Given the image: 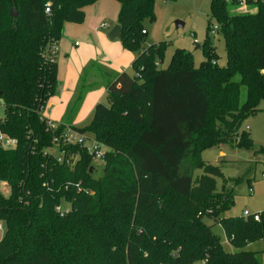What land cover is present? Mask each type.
Instances as JSON below:
<instances>
[{"label": "trees", "instance_id": "1", "mask_svg": "<svg viewBox=\"0 0 264 264\" xmlns=\"http://www.w3.org/2000/svg\"><path fill=\"white\" fill-rule=\"evenodd\" d=\"M98 1L0 0L2 129L18 141L15 150L0 147V182L9 186L8 195L0 191V264H263L264 249L248 246L264 241V211L260 221L225 217L235 194L218 189V179H227L202 154L228 145L264 156L242 131L264 101V0H249L255 12H237L238 0H211L205 60L195 68L192 54L177 49L167 69L159 66L167 42L141 52L156 0H116L120 42L139 53L137 74L114 76L109 105L97 104L91 123L75 129L107 148L99 178L87 148H67V159L77 157L73 168L47 153L56 132L44 116L58 90L47 47ZM212 20L225 41L224 66L210 40ZM86 93L82 84L68 116ZM62 202L70 205L64 217L56 210Z\"/></svg>", "mask_w": 264, "mask_h": 264}, {"label": "rangeland", "instance_id": "2", "mask_svg": "<svg viewBox=\"0 0 264 264\" xmlns=\"http://www.w3.org/2000/svg\"><path fill=\"white\" fill-rule=\"evenodd\" d=\"M236 9V8H235ZM234 10V9H232ZM257 10L256 5H251L250 12ZM120 12V4L116 0H100L95 5L88 7L86 19L82 25L93 23V20L99 24L110 25L112 30L118 22ZM237 12H244L237 9ZM156 20L153 23L147 21L145 28L148 31L146 40L142 43L141 52L149 46L160 42H167L164 60L160 62V68L167 69L173 54L177 49H184L192 54L193 65L199 68L205 60L203 50L197 49L202 46L207 39V28L209 20L212 19L211 0H156L155 3ZM183 23L182 27H178L177 23ZM213 27L217 26L213 21ZM64 33V32H63ZM210 40L216 47L219 56L218 63L224 66L227 62L225 41L218 32L210 31ZM77 40H75L76 42ZM81 42V41H79ZM133 59H136L137 52H131ZM130 63L126 72L134 76L137 74ZM245 96V91H244ZM109 105L108 97L103 101ZM262 110L258 114L249 117L242 125V131L249 132L256 148L264 146V101L260 104ZM4 107L0 98V117H4ZM89 116V119H87ZM85 118V127L88 126L93 118V114ZM88 137H93L87 134ZM220 148L225 152V157L220 155ZM105 151V150H104ZM205 162L221 167L225 175L226 181L218 179V189L232 191L235 194V204L231 211L226 213L225 217L243 216L245 210H249L252 214H260L264 211V156L256 155L254 151L242 150L230 147L228 145L206 150L202 154ZM96 167L95 176L102 177L104 175V162L94 160ZM201 170H196L195 175H201ZM5 195L9 193V186H2ZM207 223H211L206 219ZM3 227L0 230V240L5 233V225L0 222ZM213 232L220 235L224 247L227 251L232 252L233 248L227 242L223 229L216 225ZM264 249V241H257L248 246V250L254 252H262ZM264 264V253L261 255ZM197 264H202L197 263Z\"/></svg>", "mask_w": 264, "mask_h": 264}, {"label": "crops", "instance_id": "3", "mask_svg": "<svg viewBox=\"0 0 264 264\" xmlns=\"http://www.w3.org/2000/svg\"><path fill=\"white\" fill-rule=\"evenodd\" d=\"M82 24L66 23L64 26L57 59L58 90L44 110V116L52 122L64 123L66 118H71L65 124L72 129L85 127L88 114H94L96 105L108 97L109 82L117 74L126 72L130 63L136 60L120 40L112 41L108 37L110 25L102 28L96 20ZM82 84L87 88L84 101L75 113L68 116V109ZM220 155L225 157L221 148Z\"/></svg>", "mask_w": 264, "mask_h": 264}, {"label": "built area", "instance_id": "4", "mask_svg": "<svg viewBox=\"0 0 264 264\" xmlns=\"http://www.w3.org/2000/svg\"><path fill=\"white\" fill-rule=\"evenodd\" d=\"M234 0H226L227 3H233ZM251 4L249 0H238L236 9L241 11L250 10ZM50 12V9L47 8V13ZM102 28L108 27L107 24H102ZM219 27L215 26L212 29V33L218 32ZM146 30L143 31V34H146ZM59 55V43H52L47 47L46 58L52 62L57 61ZM159 65V64H158ZM160 66V65H159ZM4 117H0V147L4 150H15L18 147V141L15 138H12L2 129ZM48 131L56 132L53 138L52 146L47 149V153L55 156L59 163H66L68 166L73 168L76 164L77 157H72L73 159L66 158L67 148H72L73 146L80 145L81 147L87 148L88 152L93 156L94 160H104L107 148L97 141L94 137H88L87 134H81L75 129L67 127L64 131H59V124L52 121H48ZM105 150V151H104ZM2 186H8L7 183L3 182ZM80 189V185H77ZM2 192H5L2 189ZM56 210L60 213L62 217L70 210V205L67 203H61L56 207ZM245 218L253 217L255 221H260L259 214H252L249 210H245L243 213ZM3 227L0 225V230Z\"/></svg>", "mask_w": 264, "mask_h": 264}, {"label": "water", "instance_id": "5", "mask_svg": "<svg viewBox=\"0 0 264 264\" xmlns=\"http://www.w3.org/2000/svg\"><path fill=\"white\" fill-rule=\"evenodd\" d=\"M178 27H182L183 23L178 22L177 23ZM108 37L112 40H121L122 39V27L121 25H116L108 34ZM197 49H200V46L197 47ZM0 97H1V92H0Z\"/></svg>", "mask_w": 264, "mask_h": 264}]
</instances>
